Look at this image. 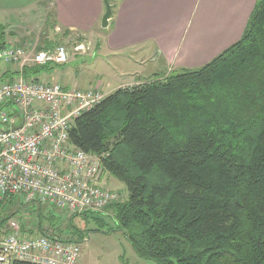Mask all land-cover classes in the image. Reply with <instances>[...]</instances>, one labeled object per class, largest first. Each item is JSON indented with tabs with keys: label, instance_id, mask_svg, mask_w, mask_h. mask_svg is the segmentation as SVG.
Wrapping results in <instances>:
<instances>
[{
	"label": "trees",
	"instance_id": "trees-1",
	"mask_svg": "<svg viewBox=\"0 0 264 264\" xmlns=\"http://www.w3.org/2000/svg\"><path fill=\"white\" fill-rule=\"evenodd\" d=\"M5 36L0 29V50ZM52 67L23 75L37 81ZM160 77L119 88L74 120L70 144L127 193L81 215L112 213L135 255L154 264H264V0L237 43L199 69ZM69 232L63 241L88 237Z\"/></svg>",
	"mask_w": 264,
	"mask_h": 264
},
{
	"label": "built area",
	"instance_id": "built-area-1",
	"mask_svg": "<svg viewBox=\"0 0 264 264\" xmlns=\"http://www.w3.org/2000/svg\"><path fill=\"white\" fill-rule=\"evenodd\" d=\"M83 50L81 44L74 48ZM69 62L64 46L38 51L8 44L0 50V63L16 73L0 81V202L13 198L68 215L101 212L120 202L119 194L99 185V160L69 142L74 120L102 100L100 93L23 75L27 68ZM8 227L0 239V264L79 263V244L51 235L23 236L15 221Z\"/></svg>",
	"mask_w": 264,
	"mask_h": 264
},
{
	"label": "crops",
	"instance_id": "crops-1",
	"mask_svg": "<svg viewBox=\"0 0 264 264\" xmlns=\"http://www.w3.org/2000/svg\"><path fill=\"white\" fill-rule=\"evenodd\" d=\"M256 1L109 0L112 15L109 26L102 30L103 0H0V29L15 38L11 25L22 20L25 32L39 29L41 47H54L53 38L64 29L63 38L76 37L78 43L98 44L109 56L133 51L136 61L151 63L142 70H132V76L145 80L161 75V70L170 74L208 64L239 41ZM48 23L53 26L51 38L48 37ZM36 32L25 36L29 40L26 47H39L37 41L31 39L38 37ZM25 37L17 41L18 46L23 44ZM97 37L98 43H95ZM71 71L51 72L50 76L65 89L82 90L75 81V72ZM48 73L40 75L41 78L48 79ZM4 75L8 78L10 73ZM125 84L121 80L113 81L112 89L104 96ZM99 185L106 188L102 182ZM78 264H82L80 259Z\"/></svg>",
	"mask_w": 264,
	"mask_h": 264
},
{
	"label": "rangeland",
	"instance_id": "rangeland-1",
	"mask_svg": "<svg viewBox=\"0 0 264 264\" xmlns=\"http://www.w3.org/2000/svg\"><path fill=\"white\" fill-rule=\"evenodd\" d=\"M25 27V25H22V20L13 22L11 29L15 33V38H13V35H8L9 33H7V35L5 34L7 37V43L9 42L11 45L18 46L17 41L26 35H32L35 31H37L36 35H38L39 29L33 28L35 30L34 32H32V30H26L25 32ZM63 30L64 29H62V32H64ZM47 32L48 37L51 38V36H54L51 23H48L47 25ZM62 32L60 33L59 31L56 33L58 35H55L56 38H53L55 41H52L55 46L66 47L69 52L70 62L62 67L53 66L47 75L48 79L40 78V82H54L50 76L51 72L60 73L63 70L68 71L71 69V72H75V81L82 90L87 87L85 90L91 89L93 90V93L97 91L103 99L105 97L104 93L112 89L110 87L115 80L126 82V86L123 87H128L131 84H133L131 86H136L154 80L155 76L146 78L145 80L142 78L138 80L135 76H132V70H142L144 67H147L148 64H151L149 62L148 64H141L139 61H136L137 56L133 54V51H126L119 55L109 56L103 46L98 48V44L93 45L92 42L88 43L87 41L78 43L79 41L76 37L75 39L70 37L63 38L64 34ZM40 38L41 34L38 35L37 38L34 37L31 39L32 42L37 41V44L40 47ZM24 40L23 44L20 43L21 46L29 45L28 37H25ZM94 42L98 43V37ZM33 44L34 43L31 45ZM78 44L84 46L85 50H83V52L74 51V48ZM24 48L28 47L25 46ZM37 49L38 47L36 50ZM163 71L164 70H161V72H159L161 75H158L157 77L162 76L160 78H163L168 75L169 72L164 73ZM6 73L14 74L13 67H7L0 63V81L9 79V77H5L4 74ZM100 182H102V185H105L107 189L119 194L121 197L120 202L126 201L127 193L124 186L102 170L99 174V184ZM5 201L6 200H3L0 205V239L9 231L8 224L10 221H15L19 224V229L23 236L39 237L40 235L38 234L36 227L39 222V216L37 212L33 211L34 209H36V211L39 209L42 217L41 229L46 235H54L64 240L68 238L69 231L72 230L73 226L78 230H83L87 233L86 235L88 237L79 243L80 263L82 264H154L150 261L141 260L135 255L123 234L116 231L115 225L111 220L113 217L112 213L99 216L88 214L87 217L80 213L73 216L57 211L51 206L38 207L37 205H20L21 203L15 199L13 200V203H6ZM103 211L101 212L103 213ZM50 214L53 216V221L48 219L51 216ZM91 217H96L100 221L96 222L93 219H90ZM6 218L8 220L4 222V219Z\"/></svg>",
	"mask_w": 264,
	"mask_h": 264
},
{
	"label": "water",
	"instance_id": "water-1",
	"mask_svg": "<svg viewBox=\"0 0 264 264\" xmlns=\"http://www.w3.org/2000/svg\"><path fill=\"white\" fill-rule=\"evenodd\" d=\"M103 4H104L105 12L101 19V29L105 30L109 26V20L112 15V7L109 3V0H103Z\"/></svg>",
	"mask_w": 264,
	"mask_h": 264
}]
</instances>
